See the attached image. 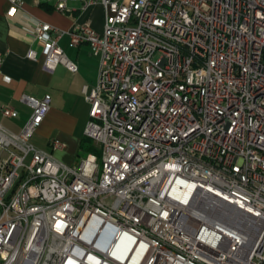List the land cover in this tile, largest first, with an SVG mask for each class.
<instances>
[{"label":"built area","instance_id":"2783aa9c","mask_svg":"<svg viewBox=\"0 0 264 264\" xmlns=\"http://www.w3.org/2000/svg\"><path fill=\"white\" fill-rule=\"evenodd\" d=\"M78 1L104 10L68 32L99 59L81 87L98 152L33 145L51 98L20 96L21 129L0 123V264H264V0ZM29 30L44 70L76 71L62 31Z\"/></svg>","mask_w":264,"mask_h":264},{"label":"crops","instance_id":"0c3cea01","mask_svg":"<svg viewBox=\"0 0 264 264\" xmlns=\"http://www.w3.org/2000/svg\"><path fill=\"white\" fill-rule=\"evenodd\" d=\"M56 1L20 0L21 10L9 17L6 14L8 0H0V108L9 105L18 112L16 118L3 117L0 113V123L18 132L30 113V109L20 101V96L27 94L40 98L49 94V110L30 142L51 153L56 160L73 165L79 153H82L79 145L85 137L84 128L88 120V103L81 93V87L83 84H95L99 59L91 54L85 43L70 46L68 32L76 22L88 23L101 31L104 10L98 3L82 9L81 1L68 0L67 11L59 12L54 9ZM32 19L47 22L63 32L58 44L66 57L76 64V71H70L62 65L52 72L43 69L40 44L29 30ZM30 48L38 51L35 60L26 57ZM53 139L60 140L65 146L52 150Z\"/></svg>","mask_w":264,"mask_h":264},{"label":"trees","instance_id":"16d2710c","mask_svg":"<svg viewBox=\"0 0 264 264\" xmlns=\"http://www.w3.org/2000/svg\"><path fill=\"white\" fill-rule=\"evenodd\" d=\"M80 151H83V152H98V147L92 142V140H90L89 138L87 137H84L81 142H80Z\"/></svg>","mask_w":264,"mask_h":264},{"label":"rangeland","instance_id":"374dc122","mask_svg":"<svg viewBox=\"0 0 264 264\" xmlns=\"http://www.w3.org/2000/svg\"><path fill=\"white\" fill-rule=\"evenodd\" d=\"M34 140H36V138H34ZM93 142V141H92ZM35 143H38V142H35ZM94 143V142H93ZM95 144V143H94ZM96 145V144H95ZM86 155V152H83L82 153H79V156L77 157L76 159V162H78L82 157H84ZM72 165V164H70Z\"/></svg>","mask_w":264,"mask_h":264}]
</instances>
